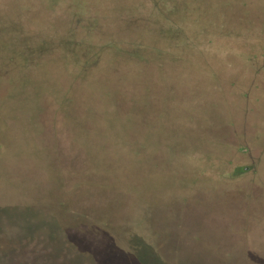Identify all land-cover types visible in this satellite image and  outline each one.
<instances>
[{"label":"rangeland","instance_id":"374dc122","mask_svg":"<svg viewBox=\"0 0 264 264\" xmlns=\"http://www.w3.org/2000/svg\"><path fill=\"white\" fill-rule=\"evenodd\" d=\"M149 94L138 113L170 118L169 135L228 136L254 154L225 159L257 164L264 0H0V264H264V191L251 218L216 193L253 181L217 182V148L185 154L197 185L165 194L160 174L190 162L151 143L161 190L142 194L151 174L131 142L147 137L117 113ZM149 194L155 215L138 206Z\"/></svg>","mask_w":264,"mask_h":264},{"label":"trees","instance_id":"16d2710c","mask_svg":"<svg viewBox=\"0 0 264 264\" xmlns=\"http://www.w3.org/2000/svg\"><path fill=\"white\" fill-rule=\"evenodd\" d=\"M83 60V59H82ZM150 90H147V93H149ZM135 100L132 99L134 101V107L133 108H124V109H119L117 116L118 118H124L126 122H128L129 126L127 128V130L125 131V134L127 132H130L131 130L135 129L137 134H145V136L147 137L146 141L144 143H137L136 141L131 142V144H133V146L135 147V151H137L136 153H134V161H138L139 163H141L143 166H147V168H149V173L151 174V176L149 177V179H145L143 181V184H141L140 189L142 194H148L149 192H156L160 187L158 186L159 184H155V182H153V180H155L152 176H154L155 174L153 172H155V169L153 166L154 162H153V158L149 155V149H153L152 144L153 145H160L161 143H165L167 144V146H169V153L171 154L172 160L177 159L179 162L183 161L184 163L188 162L189 160L185 157V154L188 156L190 153H206L205 151L209 150L210 148H217V152L222 155V150L224 152V154L228 153L231 155L232 151H237L239 153H242L243 149H247V153L246 155L251 158L253 156L252 154V149L250 148V146H246L243 145L242 147L239 146H235L234 143L229 140L228 136H223V137H215V138H210L207 137L208 139L204 138L203 134H193V133H184V134H172L169 135L172 130H178V127H175L171 121L170 118L167 119V123L165 121V118L163 120H157V118H154V116L150 117H146L144 115V117L141 116V113H138V111H140L141 109L138 107L139 105H144L146 107H148L147 109H152L154 108V102L153 99L149 96H146L148 98V100L145 99H141L139 96H134ZM168 107V106H167ZM169 109V108H168ZM140 117V118H138ZM154 118V119H153ZM116 118H114L115 122H119L120 120H116ZM163 121V124H159ZM171 121V122H170ZM233 121H227L226 124L233 126ZM179 124H182L181 122H179ZM172 126H174V128H171ZM179 126V125H177ZM171 129H170V128ZM162 128L161 131H159ZM165 129H169V133L167 134L166 132H168ZM163 130H165L164 132H162ZM230 135L233 134V131L231 130L230 132H228ZM159 134H163L165 136H159ZM236 135V133H235ZM238 134L235 136L237 137ZM183 139V140H180ZM152 143V144H151ZM187 143V144H185ZM180 144V148H178V145ZM185 145V146H184ZM138 146V147H136ZM152 146V147H151ZM143 150V151H141ZM145 150V151H144ZM155 151H157L156 149H153ZM221 152V153H220ZM264 153L261 154V158L260 161H258L257 164L255 165H247L245 163H241L238 162L237 165H234V163L231 161V159H225V157L222 155V159L224 160L223 165H225L224 170L222 172V174L219 175V180H217V182L219 183H224V184H234L233 182H239V181H244L246 180V178L249 177H253L251 181L252 183L250 184V186H248L247 188H242V187H238L237 189L233 188L231 191H221L218 190L216 188H214V191L216 193H222L223 195L227 196L228 199L234 200L236 202H242L243 204H239V209L241 208L245 214V216L247 218H251L255 213L259 212L260 209H258V206L260 205L259 202L260 198L257 197V194L260 192L264 191V182H260L258 177L260 178V170L259 167L260 165L264 162ZM190 165L188 167V170H184L182 168L181 165H177L174 169L172 170L173 172L168 174H160V181L161 183L164 184V189L165 190V194H168V186H170L171 182L172 183H177L180 185H184L183 187H194L197 184H193L191 182H189L187 180V176L189 173H198L201 172L200 167L198 166V163H193L191 161ZM193 165V166H192ZM192 166V167H191ZM191 167V168H190ZM152 172V173H151ZM202 173V172H201ZM203 178H208L207 176H204ZM202 178V179H203ZM209 179V178H208ZM140 192V193H141ZM173 193H175V191H173ZM143 199H145V201H141V205L138 206H142L145 209H147L148 211L152 212V215H155V213L159 210V204H157L158 202H156V199H153V196L149 195H143L142 196ZM181 199L179 196L175 197L174 199H170V203L166 204V206L169 207H177L176 204L182 203L185 205V207H189L192 203V196L190 194L189 197L181 199V200H175V199ZM116 208V207H114ZM97 224L99 225H104L106 227H110L109 224L106 219H103V221H99ZM166 236H161V238L163 239V241L161 242L164 244L169 243V245L171 244V241H166L164 240ZM130 238V236H129ZM163 248V247H162ZM248 255V254H247ZM231 256V255H230ZM181 261V260H180ZM184 264V263H181ZM239 264V263H238Z\"/></svg>","mask_w":264,"mask_h":264}]
</instances>
